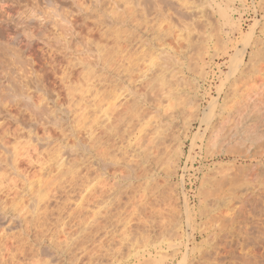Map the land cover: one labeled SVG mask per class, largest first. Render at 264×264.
I'll return each mask as SVG.
<instances>
[{"label":"rangeland","instance_id":"rangeland-1","mask_svg":"<svg viewBox=\"0 0 264 264\" xmlns=\"http://www.w3.org/2000/svg\"><path fill=\"white\" fill-rule=\"evenodd\" d=\"M224 14L264 36V0H0V84L31 95L0 105V156L23 154L0 185V264H264V137L228 152L203 117ZM168 81L162 113L149 85Z\"/></svg>","mask_w":264,"mask_h":264},{"label":"bare ground","instance_id":"bare-ground-1","mask_svg":"<svg viewBox=\"0 0 264 264\" xmlns=\"http://www.w3.org/2000/svg\"><path fill=\"white\" fill-rule=\"evenodd\" d=\"M224 15V17H226L225 20L227 23V29H225L226 31L224 32L223 41L224 53L228 58L226 65L227 71L224 72V77L221 81V85L218 88L219 95L221 96L218 105V114L215 115L213 112L217 104V100L214 98L209 105L208 112H203V117H206L207 123H211L212 120H219L217 129L212 124V129L216 130L213 131V134L209 137V140L212 139V145L213 143L214 145L218 143L217 147H228L227 151L230 152L229 147L233 145L235 148L238 146V149L243 146L246 147V145L249 147V145L251 146L253 143L257 142L256 140L258 138L264 137V130L260 129L261 126L264 125V36L261 35L263 37H260V34H256L257 21H255V23L249 27L248 32L245 34L241 30L242 28H240L239 24H237V20L235 27L236 30H238V34L240 33V38H236L234 40L231 34L232 26L235 25H232L234 21L230 16H228L229 14ZM262 25L264 24L262 23ZM259 28L260 30H257L264 34V30L261 29V25ZM233 29L235 30L234 26ZM23 31L24 29L22 32ZM22 32L20 30L13 32L11 39L13 41L18 40L20 38L19 34ZM29 45L30 42L27 41L26 48H29ZM26 85L27 88H22V85H14L12 82H9V84L5 85L4 87L0 84V105L7 101L9 105H14L15 103L19 102L28 103L31 99L29 92V81H27ZM172 85L173 84L171 81L159 86V88L149 85L151 91L154 92V105L163 111V101L171 100L172 91H174ZM163 111L162 113H165V111ZM147 125H149V123H147ZM154 134L151 136V139L153 136L156 137L151 142V145L159 147L160 145L164 144L165 136L159 135V132L156 135ZM234 146L231 147V150L233 148V151L235 152L236 150L234 149ZM6 150L9 151V155L0 156V185L8 179V176H11L9 180L10 184L13 185L15 181L13 175H19L18 160H20L23 154L19 153L14 145L12 147L7 146ZM227 151H225L224 154ZM241 152H243L242 149ZM219 167L224 168L223 164L222 166L218 165V168ZM225 167L226 170L229 169H227V165ZM226 175L225 177L223 176L224 179L226 178ZM223 177L221 179L225 181ZM218 178L220 179V177ZM216 182L217 181L214 183ZM220 182L222 181L219 180V183ZM38 183L43 186L48 184L46 180H39ZM217 184L218 182L216 185ZM217 187L220 188L219 190L222 189L220 184ZM219 190L216 192L217 195H219ZM1 191L2 188L0 187V193H2ZM215 196H213L212 200L210 199L211 201L206 203L205 211L207 213L210 212L212 205L214 206V204H217V200L222 197L216 196V198ZM208 238L209 237L204 238L202 243H200L201 245H205V247H199V249H202L200 252L207 248ZM58 250V245L53 244L52 251L57 252ZM182 259H185V253L182 254ZM45 262H47V260H45Z\"/></svg>","mask_w":264,"mask_h":264}]
</instances>
